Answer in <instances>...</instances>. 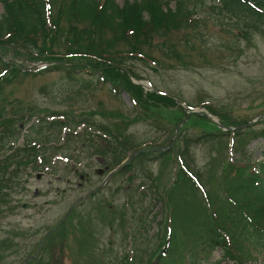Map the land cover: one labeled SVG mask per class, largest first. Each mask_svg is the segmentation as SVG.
I'll list each match as a JSON object with an SVG mask.
<instances>
[{
  "label": "rangeland",
  "instance_id": "1",
  "mask_svg": "<svg viewBox=\"0 0 264 264\" xmlns=\"http://www.w3.org/2000/svg\"><path fill=\"white\" fill-rule=\"evenodd\" d=\"M124 1L115 0L119 5ZM169 5L173 8L174 0ZM2 12L0 2V16ZM205 14L203 8L198 11L203 19L199 26L169 35V41L176 46L177 57L160 56L144 47L143 51L154 56L158 63L148 65L136 61L132 68L156 89L186 104L200 109L203 103H209L230 109L239 118H253L264 110V33L252 29L245 37L221 28L215 17L206 18ZM43 64L47 65L46 62L37 65ZM21 65L32 64L22 62ZM78 73L73 74V78L61 70L21 74L0 87V105L15 101L12 109L26 111L30 108L38 115L56 111L75 119L89 117L122 135H131L134 144L158 140L165 145L171 141V148L177 150L183 137L191 138L192 168L199 172L211 196V205L213 198L217 208L222 203V192L218 191L222 181L227 177L240 182L243 178L228 164L231 157L248 156L256 160L264 156V136H258L264 127V117L249 129L237 128L230 151L224 135H213L208 142L193 141L211 130L198 121L188 123L183 129L184 124L178 130L170 128L168 120L176 108L162 111L166 117L158 121L154 119L155 112L139 118L123 90L115 92L109 84L84 88L79 76L90 78L91 74ZM155 124L165 125L161 128ZM29 125L23 127L22 133L29 130ZM43 131L48 130L43 128ZM67 144L71 148L55 158L58 161L53 171L49 167L25 174L27 165L22 166L21 184L13 186L5 196L6 202L0 203V264H21L36 254L39 246L37 255L25 264H97L96 256L105 257L100 262L116 264L126 252L129 256L137 254L145 258L156 248L155 240L162 235L166 213L162 202L153 199L147 187L139 186L140 178L130 181L127 174L115 171L106 177L111 168L108 160L99 155L90 156L85 144L72 141ZM64 154L74 156L79 164L77 169L73 162L65 161ZM146 167L158 178L161 191L173 186L174 170L178 167L176 157L174 160L152 158L146 162ZM148 183L145 181L146 185ZM98 186H101L99 190L82 200ZM219 194L221 196H217ZM174 196V212H177L173 214L174 226L180 229V241L201 249L195 255L201 258V264H231L229 258H224L219 239L216 244H209L202 233L195 232L191 226L210 222L201 194L194 190L191 195L183 184L181 192ZM48 236L51 240L44 241ZM183 251L178 242L176 255L166 263L178 261ZM251 260L262 264L264 255Z\"/></svg>",
  "mask_w": 264,
  "mask_h": 264
},
{
  "label": "trees",
  "instance_id": "2",
  "mask_svg": "<svg viewBox=\"0 0 264 264\" xmlns=\"http://www.w3.org/2000/svg\"><path fill=\"white\" fill-rule=\"evenodd\" d=\"M0 1L3 5L0 16V87L21 74L37 73L24 70L17 61H50L53 63L38 72L61 70L66 72L67 77L73 78V74L81 71L78 73L81 75L85 71L91 77L79 76L84 88L109 84L115 91L125 90L139 118L155 112L154 119L158 121L166 117L162 111L176 108L168 120L170 128L184 122L183 129L188 123L198 121L204 128L211 129L193 141L208 142L213 135L235 136L236 130L224 132L203 115L187 114L177 103L176 97L144 91L141 85L130 80L126 70L132 77L141 78L132 68L135 62L146 63L145 58L155 59L143 51L144 47L160 56L177 57L176 46L169 41V35L173 31L199 26L203 20L198 17V11L202 8L207 12L206 15L217 19L221 28L226 27L245 37L251 34L252 29L264 33V0H174L173 8L169 5L171 0H125L122 5L115 0ZM8 55L10 58H5ZM9 105L0 106L2 146L9 141H16L18 134L13 130L16 121L34 113L29 108L8 115ZM204 107L217 115L224 126H238L251 119L239 118L232 110L212 104H204ZM47 114L59 116L61 112L50 111ZM61 115V118L48 122L39 120L36 127L38 136L34 140L26 138L22 146H16L11 153L0 156V203L6 202L5 196L13 186L20 184L18 172L21 165L30 164L33 170H42L51 164L52 156L71 148L67 144L69 141L81 142L87 144L89 155H102L112 168L118 166L116 174H127L130 181L140 178V185L147 187L153 199L160 200L166 209L162 235L155 240L156 248L145 258L125 253L116 264H201V258L195 257L201 249L180 241V229L175 228L173 216L177 214L174 212V194L181 192L183 184L191 195H194V190L199 192L194 178L190 176L192 174L201 181L199 172L192 168L189 154L192 139L183 137L177 150L163 149L171 141L165 145L158 140L134 144L131 135H122L102 122H95L89 117L75 119L66 113ZM80 121L98 133L92 136V132L85 127L76 134L69 133L67 142L59 144L60 129L79 124ZM43 124L47 133L42 131ZM155 125L164 128L165 124ZM74 129L72 126L70 131ZM213 131L216 133L212 134ZM258 136H264V127ZM166 157L173 160L179 158L181 165L175 169L173 186L161 191L158 178L153 177L146 162L152 158L162 160ZM233 161L228 164L243 177L242 180L233 182L226 177L222 181V187H218V191L222 192V203L218 208L213 198L211 205V196L204 186V195L201 193V196L207 208L210 206V222L201 223L199 227L195 224L191 226L195 232L202 233L209 244H216V239H219L224 258L231 259L232 264H248L252 262L251 259L264 254V160L255 161L248 156H239ZM145 181L149 183L146 185ZM48 240H51L49 236L44 239ZM178 242L185 250L184 254L176 263H166V260L176 255Z\"/></svg>",
  "mask_w": 264,
  "mask_h": 264
},
{
  "label": "water",
  "instance_id": "3",
  "mask_svg": "<svg viewBox=\"0 0 264 264\" xmlns=\"http://www.w3.org/2000/svg\"><path fill=\"white\" fill-rule=\"evenodd\" d=\"M204 114H205L207 117H209V114H208V113H204ZM259 118H260V116L257 117V118L254 119V120H251L250 122L247 123V125L254 123V122H255L256 120H258ZM214 121L218 123L217 120H214ZM218 124H219L220 127H222V125H221L220 123H218Z\"/></svg>",
  "mask_w": 264,
  "mask_h": 264
}]
</instances>
